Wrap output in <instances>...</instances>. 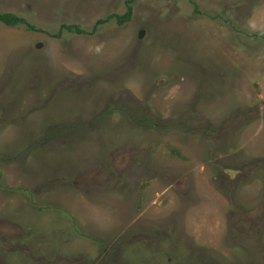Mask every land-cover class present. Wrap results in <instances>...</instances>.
Masks as SVG:
<instances>
[{"label":"rangeland","instance_id":"374dc122","mask_svg":"<svg viewBox=\"0 0 264 264\" xmlns=\"http://www.w3.org/2000/svg\"><path fill=\"white\" fill-rule=\"evenodd\" d=\"M131 9L0 0V264H264V0Z\"/></svg>","mask_w":264,"mask_h":264},{"label":"trees","instance_id":"16d2710c","mask_svg":"<svg viewBox=\"0 0 264 264\" xmlns=\"http://www.w3.org/2000/svg\"><path fill=\"white\" fill-rule=\"evenodd\" d=\"M133 0H126V6H127V10L124 14L120 15V14H111L109 16H107L106 18L104 19H100L98 23L100 22H104V21H108L110 20L111 18H115L119 23H124L126 21H128L130 18H131V15H132V9H131V3H132ZM0 22L7 25V26H16V25H19L21 23H27L26 20L21 17L20 15L16 14V13H13V12H3V13H0ZM31 28H33V26H30ZM35 29V27H34ZM63 29H67L71 32H85V30L81 29L80 26L78 25H67V26H64L63 25ZM140 121L142 122H148V119L145 118V117H142L140 119ZM54 131H61V129H57V128H52V129H49L47 131V136L45 138V140L47 141L49 139V136L52 135V133ZM173 153H176V154H180L179 152H177L176 150H172Z\"/></svg>","mask_w":264,"mask_h":264},{"label":"water","instance_id":"95a60500","mask_svg":"<svg viewBox=\"0 0 264 264\" xmlns=\"http://www.w3.org/2000/svg\"><path fill=\"white\" fill-rule=\"evenodd\" d=\"M141 36V35H140Z\"/></svg>","mask_w":264,"mask_h":264}]
</instances>
